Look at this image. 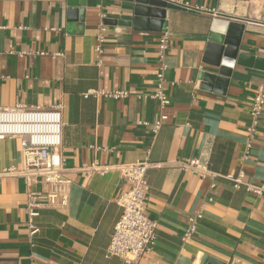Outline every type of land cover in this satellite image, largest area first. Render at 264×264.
Listing matches in <instances>:
<instances>
[{
	"label": "crops",
	"instance_id": "obj_1",
	"mask_svg": "<svg viewBox=\"0 0 264 264\" xmlns=\"http://www.w3.org/2000/svg\"><path fill=\"white\" fill-rule=\"evenodd\" d=\"M163 1L184 7L165 10L166 32L108 25L133 20L135 3L126 0H83L72 8L66 0H0V109L62 106L70 180L67 207L41 210L32 237L24 179L0 180V264H196L202 256L220 264H264V194L230 180L242 173L243 184L264 185V110L252 139L248 134L252 100L264 87V0ZM214 20L241 26L233 29L237 59L222 77L225 85L204 89L200 75H218L203 64ZM163 34L168 48L159 82ZM159 85L169 100L163 110L154 98ZM93 91L127 97L84 98ZM160 116L166 119L154 135L151 124ZM183 158L207 162L212 175L180 169L176 161ZM146 159L159 164L147 172L145 196L146 215L157 224L155 241L149 253L126 263L106 256L122 213L116 199L129 188L114 167ZM92 162L112 169L78 170ZM9 167H21L15 138L0 141V169Z\"/></svg>",
	"mask_w": 264,
	"mask_h": 264
},
{
	"label": "built area",
	"instance_id": "obj_2",
	"mask_svg": "<svg viewBox=\"0 0 264 264\" xmlns=\"http://www.w3.org/2000/svg\"><path fill=\"white\" fill-rule=\"evenodd\" d=\"M250 2V0H236ZM98 45L95 50L101 53L100 44L102 37L97 38ZM168 48V39L165 34L160 38L158 45L159 73L157 79L163 80L166 65L162 59ZM97 98L99 96L113 98L114 100L127 97L125 91L113 92H88L84 98ZM154 98L159 101L160 109L163 110L169 100L161 91L160 85ZM264 110V87L260 86L252 100L250 115L251 124L248 128L249 138L252 139L262 117ZM62 106L55 105L49 108L28 107L18 104L11 109H0V141L6 138H15L20 142L21 167H9L0 169V180L5 177H21L26 185V224L29 228V236H35L39 229L34 220L41 210H62L68 204V190L70 180L65 177L66 161L63 157L62 130ZM166 118L160 116L151 124L154 135L161 128ZM141 125L149 126L142 122ZM180 169L190 171L200 177L212 175L207 162L200 158L180 159L176 161ZM159 168V164H151L147 159L142 162L115 166L114 169L121 178L129 185L117 199L116 204L122 213L114 225L110 243L106 249L107 257H118L126 263L136 262L142 255L151 251L157 228L156 222L148 219L145 208V196L149 190L147 172L150 168ZM112 167H102L97 162L89 165H81L78 168L82 173L105 174ZM243 175L239 173L236 178H231L235 187L245 186L248 191L255 195L264 194V185L254 186L242 183ZM41 186L40 191L30 190L31 184ZM197 214L190 220L189 228L182 235V241L190 238L194 232V222L200 219Z\"/></svg>",
	"mask_w": 264,
	"mask_h": 264
},
{
	"label": "water",
	"instance_id": "obj_3",
	"mask_svg": "<svg viewBox=\"0 0 264 264\" xmlns=\"http://www.w3.org/2000/svg\"><path fill=\"white\" fill-rule=\"evenodd\" d=\"M135 3L133 9L132 21H117L107 20L110 26H123L134 28L150 27L152 31L166 32V9L181 10L183 6L166 2L163 0H126ZM67 6L79 7L83 4V0H66ZM73 12H69L72 14ZM82 19V18H81ZM82 22V20H81ZM217 20H214L211 27V33L208 37V43L204 53L203 64L206 69L217 71L218 75L203 73L200 75L201 88L211 89L213 84L225 85L227 80L222 77L228 78L230 69L237 59L239 33L233 32L236 27L235 24L226 23L227 25H219ZM208 83V84H207ZM196 264H220L214 259L207 258L206 256L199 257Z\"/></svg>",
	"mask_w": 264,
	"mask_h": 264
}]
</instances>
